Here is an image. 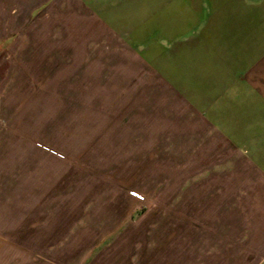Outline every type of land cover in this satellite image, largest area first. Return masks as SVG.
<instances>
[{
  "label": "crops",
  "instance_id": "0c3cea01",
  "mask_svg": "<svg viewBox=\"0 0 264 264\" xmlns=\"http://www.w3.org/2000/svg\"><path fill=\"white\" fill-rule=\"evenodd\" d=\"M0 120V264H264V0H0Z\"/></svg>",
  "mask_w": 264,
  "mask_h": 264
},
{
  "label": "built area",
  "instance_id": "2783aa9c",
  "mask_svg": "<svg viewBox=\"0 0 264 264\" xmlns=\"http://www.w3.org/2000/svg\"><path fill=\"white\" fill-rule=\"evenodd\" d=\"M131 195L134 196L135 198L139 199L140 201L143 200V197L141 195H138L136 193L131 192Z\"/></svg>",
  "mask_w": 264,
  "mask_h": 264
},
{
  "label": "rangeland",
  "instance_id": "374dc122",
  "mask_svg": "<svg viewBox=\"0 0 264 264\" xmlns=\"http://www.w3.org/2000/svg\"><path fill=\"white\" fill-rule=\"evenodd\" d=\"M116 20H118V19H116ZM0 122L2 123L3 121H1V120H0ZM58 157H60V158H63V156H62V155H58Z\"/></svg>",
  "mask_w": 264,
  "mask_h": 264
}]
</instances>
